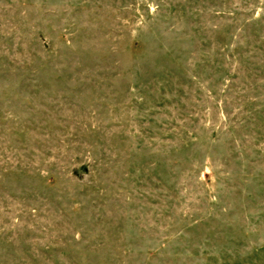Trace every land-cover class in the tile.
I'll list each match as a JSON object with an SVG mask.
<instances>
[{"label":"rangeland","instance_id":"1","mask_svg":"<svg viewBox=\"0 0 264 264\" xmlns=\"http://www.w3.org/2000/svg\"><path fill=\"white\" fill-rule=\"evenodd\" d=\"M0 264H264V0H0Z\"/></svg>","mask_w":264,"mask_h":264}]
</instances>
